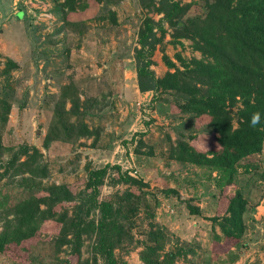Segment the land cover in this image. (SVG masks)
<instances>
[{
  "label": "rangeland",
  "instance_id": "374dc122",
  "mask_svg": "<svg viewBox=\"0 0 264 264\" xmlns=\"http://www.w3.org/2000/svg\"><path fill=\"white\" fill-rule=\"evenodd\" d=\"M174 1L179 8L170 19ZM213 1L0 0V229L10 207L29 195L47 194L51 186L78 193L91 170L118 164L143 183L130 186L112 169L102 187V196L128 188L142 196L128 241L115 249L119 259L145 264V243L155 231L160 258L173 257L169 264H264V140L231 180L221 168L179 159L181 141L208 151L219 147L218 134L206 116L185 110L187 93L141 91L138 84L145 21L156 22L150 68L163 78L192 68L194 59L207 60L184 27L205 17ZM241 107V101L230 107L235 127ZM25 145L48 167L33 189L20 185L28 173L5 172L10 158L26 160ZM240 194L244 231L230 240L227 209ZM63 205L72 216L74 203ZM64 223L44 221L33 238L0 254V264H104L94 233H83L74 250L67 241L73 233L67 239L61 233Z\"/></svg>",
  "mask_w": 264,
  "mask_h": 264
},
{
  "label": "trees",
  "instance_id": "16d2710c",
  "mask_svg": "<svg viewBox=\"0 0 264 264\" xmlns=\"http://www.w3.org/2000/svg\"><path fill=\"white\" fill-rule=\"evenodd\" d=\"M171 6L170 19L179 3L174 1ZM155 25L153 19H147L139 34L142 47L137 49L136 59L140 90L164 87L187 93L185 110L197 117H207V125L218 134L219 147L201 151L181 141L178 158L221 168L229 172L231 180L240 161L263 147L264 0H241L236 5L231 0L209 3L205 17L191 18L184 27L197 40L207 60L194 59L192 68L177 70L163 78L156 77L150 68L154 51L151 37ZM237 101L242 102V107L238 109V125L235 127L230 107ZM5 105L8 110L9 104L6 102ZM22 148L26 160L18 161L17 156L10 158L4 165L5 172L11 171L13 176L28 173L29 176H22L20 185L33 189L37 178L48 175V167L42 162L38 150L29 153L27 145ZM1 155L2 150L0 158ZM112 169L118 171L120 180L126 184L140 189L143 186L137 178L123 173L120 165L108 163L91 170L86 188L78 193L66 187L51 186L46 189L47 194L29 195L10 207L5 217L3 229H0V254L9 253L33 238L44 221L55 218L67 222L61 233L65 235L63 238L73 233V239H66L74 243V250L77 240L80 247L83 233H94L95 253L104 259V264H127L116 256L115 249L128 241L132 216L137 212L142 196L133 188L116 196H102V187ZM63 203H74L72 216L67 214L69 208ZM244 207L241 194L230 199L229 217L224 225L225 236L230 240L240 238L244 231ZM148 240L142 253L145 264H169L173 258L171 254L166 259L160 258L163 243L158 233L151 231Z\"/></svg>",
  "mask_w": 264,
  "mask_h": 264
},
{
  "label": "clouds",
  "instance_id": "9594fccd",
  "mask_svg": "<svg viewBox=\"0 0 264 264\" xmlns=\"http://www.w3.org/2000/svg\"><path fill=\"white\" fill-rule=\"evenodd\" d=\"M253 122L255 123V118H254V121Z\"/></svg>",
  "mask_w": 264,
  "mask_h": 264
}]
</instances>
